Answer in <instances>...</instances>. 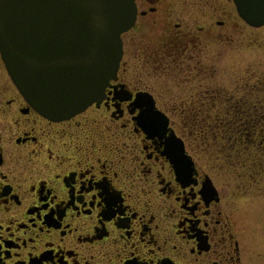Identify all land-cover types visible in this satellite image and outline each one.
<instances>
[{
    "label": "flooded vegetation",
    "instance_id": "af4514ba",
    "mask_svg": "<svg viewBox=\"0 0 264 264\" xmlns=\"http://www.w3.org/2000/svg\"><path fill=\"white\" fill-rule=\"evenodd\" d=\"M134 2L115 76L74 115H42L0 57V264L264 261V211L246 200L261 169L232 155L264 138V83H205L216 70L205 38L238 16L234 2ZM164 74L177 76V93L148 82ZM180 75L192 84L175 99ZM213 106L220 114L204 109Z\"/></svg>",
    "mask_w": 264,
    "mask_h": 264
},
{
    "label": "water",
    "instance_id": "95a60500",
    "mask_svg": "<svg viewBox=\"0 0 264 264\" xmlns=\"http://www.w3.org/2000/svg\"><path fill=\"white\" fill-rule=\"evenodd\" d=\"M45 1L0 0V54L8 73L27 100L45 116L60 119L100 98L105 83L115 74L121 56L120 33L132 24L135 8L133 0H57L59 3L66 2L70 7L69 10L64 8L62 12L60 6L53 7L54 4L47 6ZM236 2L245 20L253 25L264 23V0H236ZM62 5L64 7V4ZM19 14L21 21L19 19L20 22L14 21L12 17H17ZM65 22L69 23V27L65 28L64 25V28L61 27ZM73 27L76 28V33H72ZM15 28L17 30L13 31ZM20 29H26L31 34L26 36L28 41L34 39L44 43L49 39L53 46L62 50L61 55L68 59V64L63 69L64 76L69 78L65 84H69L70 87L75 84L73 88L76 91L62 97L50 89L51 92L46 97L38 96L37 99L32 97V93H36L37 88L30 87L29 81L32 76H36L35 65L38 64L24 62L25 58L23 59L22 54L18 53L21 52L20 48L19 51L15 48L14 56L7 47L8 35L13 36L16 33L17 36L24 37L23 31L18 35ZM50 42H47L48 46ZM25 51L28 53V49ZM17 53L20 61L18 57L16 58ZM13 58L17 61L13 63L14 67L10 62V60L14 61ZM29 68H32V71L28 72ZM55 74L58 76L57 73ZM50 75L54 76V74ZM89 80L91 81L88 82ZM40 83L52 84L49 77L44 83L35 80V85L38 84V87ZM42 104L44 105L40 107ZM44 106L53 107L55 114L43 109Z\"/></svg>",
    "mask_w": 264,
    "mask_h": 264
},
{
    "label": "rangeland",
    "instance_id": "374dc122",
    "mask_svg": "<svg viewBox=\"0 0 264 264\" xmlns=\"http://www.w3.org/2000/svg\"><path fill=\"white\" fill-rule=\"evenodd\" d=\"M221 19L225 20V22L223 25L217 26V29L221 31V33L218 34L219 37L216 38L215 36H206L205 38V61L207 65L212 64L216 66L213 76H206L205 83H208L211 87L213 85L220 84V86L226 88V90H230L235 87L237 90H244L245 92L244 87L240 90V80L243 82L245 80L244 78H246V81L250 83L249 86L254 91V86L255 89L259 87V80L264 83V25L260 27L249 26L245 24L240 17L234 15V12L228 15V17L222 16ZM214 27L216 28V26ZM160 76L161 77L158 78L152 75L148 82H156L160 84H155V87L158 88H166V85L161 82H167L177 93L178 86L177 88H173L172 86L173 82L174 84L176 83L174 79H176L177 76L175 74H164ZM180 76L183 77L182 80L186 79L187 81H181V85L179 86H184V88H180L178 90V94L180 95L174 96V93L171 95V97L174 96L175 99L187 94L189 87H191L192 84V81L188 80L189 75ZM254 108L257 107L254 106ZM204 109L206 112L211 114L214 112L219 113L215 106L205 107ZM255 143H253V146L250 145L243 151H240L239 149L237 151V148L232 151V155L234 159H236L235 161L245 162L244 160H241V158L248 157V160L246 161L247 163H258V166L261 169L260 172L256 169L252 176H250V180L252 179L254 187L251 188V191L246 193L248 196L246 198L248 203L247 210L249 212H258L260 210L264 211V148L257 149ZM249 157L252 161H250ZM224 179L233 182L230 176L224 175ZM242 179L243 178L237 176L238 182ZM263 215L264 213L262 214V217ZM255 238H257L256 247L260 241L264 245V239L261 235H256ZM263 245L260 246V251L262 252L260 254H263L264 256ZM255 256L258 255L253 253L251 257L247 255V258L257 264L254 260ZM263 263L264 261L260 264Z\"/></svg>",
    "mask_w": 264,
    "mask_h": 264
},
{
    "label": "bare ground",
    "instance_id": "6f19581e",
    "mask_svg": "<svg viewBox=\"0 0 264 264\" xmlns=\"http://www.w3.org/2000/svg\"><path fill=\"white\" fill-rule=\"evenodd\" d=\"M45 3H46L47 6L48 5H53V4H54L53 7H55L56 5H57V7L60 6L61 7L60 11H62V12H63L64 8H66V9L68 8V10L70 8L66 4V2H62V1H60V3H59V1H57V0H46ZM61 4H64V7H63V5L61 6ZM49 11H51V9ZM55 12H57V11H55ZM11 15L12 14H10V16ZM20 16H21V14L17 15V17H12V18H14V21L20 22L21 21L20 20V18H21ZM61 25H62L61 27H63V25L65 26V28L69 27V23L68 22H65V24H61ZM16 30H17V28H15L13 31H16ZM20 31L24 32L23 33L24 37L23 36H21V37L17 36L16 33H14L13 36L8 35L7 47H9L10 51L13 52L14 56L16 54L15 48L18 49V51L21 49L20 50L21 52H18V53L22 54L21 57L23 59L25 58L24 62L30 61V62L38 64V65H35V67L37 69L36 76L35 77L32 76V79L29 81L30 82L29 83L30 87L35 86L37 88V89H35L36 93H32V97H34L36 99L38 98V96L46 97V95H48V93L51 92L50 89H53L52 92H54V93H56V94H58V95H60L62 97H64V95H66L67 93H72V92L76 91L73 88L75 86V84L72 85L71 87L69 86V84H65V82L69 78L64 76L63 69L68 64V62H67L68 59H66L65 56L61 55V51L62 50H60L55 45L53 46L52 42H50L49 39H47L45 41L46 43L45 42L42 43L41 40H34V39L28 41V38L26 39V36L27 35H31V34H29V32L26 29H20L18 31V35H19ZM47 33H49V32H47ZM72 33H76V28L75 27H73ZM44 36H45V34H44ZM33 37H35V36L33 35ZM46 37H48V36H46ZM21 38L24 39V40H21ZM47 42H50V46H48L49 43H47ZM18 46H21V47H18ZM70 47L72 48L73 46H70ZM25 49H28V53L25 51ZM18 53L16 55V58L18 57ZM18 59L20 61L19 57H18ZM13 60L14 61L10 60V62H11V64L14 67L13 63H16L17 61L14 58H13ZM21 69L23 71H25L24 68H21ZM29 71H32V68L31 69L29 68L28 72ZM55 73H57L58 76H56ZM50 74H54V76H51ZM61 74H63V76ZM47 77H49V79L51 80L52 84H41L40 83L39 87H38V84L35 85V80H41L44 83ZM93 78H94V75L91 76L92 80H93ZM90 81L91 80H89L88 82H90ZM44 104L40 105V107H42ZM43 109H45L48 112L53 113V114H55L54 112H56V111H53L54 110L53 107H49L48 108V107L44 106ZM156 114H158L159 116L161 115L157 111H156Z\"/></svg>",
    "mask_w": 264,
    "mask_h": 264
},
{
    "label": "trees",
    "instance_id": "16d2710c",
    "mask_svg": "<svg viewBox=\"0 0 264 264\" xmlns=\"http://www.w3.org/2000/svg\"><path fill=\"white\" fill-rule=\"evenodd\" d=\"M255 142H257V143H255V146L257 147V149L258 148L261 149L260 148L261 145L264 146V138H262V139H255Z\"/></svg>",
    "mask_w": 264,
    "mask_h": 264
},
{
    "label": "snow or ice",
    "instance_id": "6c2138e0",
    "mask_svg": "<svg viewBox=\"0 0 264 264\" xmlns=\"http://www.w3.org/2000/svg\"><path fill=\"white\" fill-rule=\"evenodd\" d=\"M142 115H144V114L142 113Z\"/></svg>",
    "mask_w": 264,
    "mask_h": 264
}]
</instances>
